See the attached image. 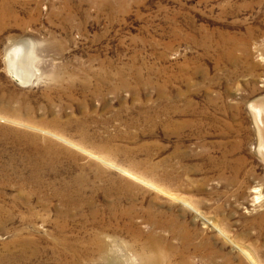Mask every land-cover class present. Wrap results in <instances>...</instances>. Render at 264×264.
<instances>
[{"label":"rangeland","instance_id":"374dc122","mask_svg":"<svg viewBox=\"0 0 264 264\" xmlns=\"http://www.w3.org/2000/svg\"><path fill=\"white\" fill-rule=\"evenodd\" d=\"M8 1L0 264H264V0Z\"/></svg>","mask_w":264,"mask_h":264},{"label":"bare ground","instance_id":"6f19581e","mask_svg":"<svg viewBox=\"0 0 264 264\" xmlns=\"http://www.w3.org/2000/svg\"><path fill=\"white\" fill-rule=\"evenodd\" d=\"M10 21H15V22H17L18 23V27H20V24H19V13L15 10V5L14 4H12L11 2H9L8 0H0V31L2 30V29H4V28H6V26H8V23L10 22ZM12 23V22H11ZM3 33V32H2ZM1 35V34H0ZM22 47H20V45L19 44H14L11 48H9V50L7 51V54H6V59H5V61H6V64H7V68L9 69V71L12 73V77L15 79V81L16 82H19V83H27V82H30L28 79H26L25 78V73H24V63L26 62V55L24 56V57H22L21 55H22V49H21ZM138 72V71H137ZM106 73H108V72H106ZM106 73H104V75H102L101 76V79L102 80H105V81H107V80H109L110 79V77L112 76H110L109 74H106ZM123 73V72H122ZM25 74V75H24ZM137 74H139V73H137ZM136 74V75H137ZM117 75V74H116ZM123 74H121V76H122ZM135 75V76H136ZM141 75V74H140ZM139 75V76H140ZM126 76V75H125ZM138 76V75H137ZM114 77V76H113ZM118 77V76H117ZM119 78H120V75H119ZM135 78V77H134ZM113 78H111V80H112ZM120 79H122V78H120ZM137 79H138V77H137ZM136 78H135V80H137ZM140 80V79H139ZM144 80V79H143ZM142 80V81H143ZM120 82H122V85L123 86H127L126 84V82L124 81V80H120ZM146 82V81H145ZM148 82V81H147ZM140 83V82H139ZM139 83H138V85H139ZM130 84V83H129ZM169 84V83H168ZM170 85V84H169ZM130 86V85H129ZM140 86V85H139ZM144 86V85H143ZM147 86H148V84H147ZM166 86V85H165ZM142 87V86H141ZM145 87V86H144ZM149 87V86H148ZM122 88V87H121ZM165 88V87H164ZM167 88V87H166ZM124 89V88H123ZM130 89V88H129ZM141 89V88H140ZM144 89V88H143ZM162 89V88H161ZM119 90V89H118ZM117 90V91H118ZM148 90V89H147ZM114 91H116V90H114ZM116 91V92H117ZM158 91V90H157ZM164 91V90H163ZM137 92V91H136ZM136 92H135V94H136ZM138 94V93H137ZM161 94V93H160ZM159 94V95H160ZM182 94V93H181ZM180 94V95H181ZM139 95V94H138ZM136 96V95H135ZM164 96H165V94H164ZM161 98H163V97H161ZM174 98V97H173ZM148 100V99H147ZM161 100H164V99H161ZM168 100V99H167ZM177 101V100H176ZM180 101V100H179ZM170 102V101H169ZM172 102V101H171ZM175 102V101H174ZM258 105V104H257ZM175 107V106H174ZM174 107H171V111L173 110V109H176V108H174ZM180 107V106H179ZM255 111H254V113L256 114V118H257V120H260V121H262V126L260 127V130H261V132H262V134H263V137H264V126H263V124H264V119H263V116L264 115H262V112H263V109H261V107H259V106H257V108H255L254 109ZM176 112L177 111H179L178 109H176L175 110ZM169 112V111H168ZM253 112V111H252ZM180 114H181V112H180ZM149 116V115H148ZM261 123V122H260ZM259 128V127H258ZM261 140V139H260ZM261 149H262V151H263V153H264V139H263V143H262V146H261ZM126 175V174H125ZM63 230V229H62ZM96 242H98L99 244H101L100 243V241L98 240V241H96ZM102 246V245H101ZM100 246V247H101ZM105 249V248H104ZM99 251V250H98ZM102 251V250H101ZM103 251H105V250H103ZM243 254H244V256L246 257V259H248L247 261L249 262H251L252 264H259V262L251 255V254H249V252H245V251H242V250H240ZM74 258V257H73ZM250 262H249V264H250ZM146 263H148V264H154V262L153 261H148V260H146ZM145 264V263H144Z\"/></svg>","mask_w":264,"mask_h":264}]
</instances>
